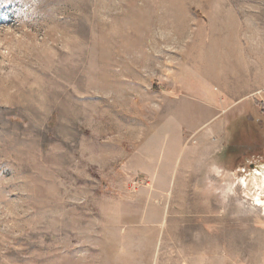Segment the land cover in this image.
Instances as JSON below:
<instances>
[{"label":"rangeland","instance_id":"1","mask_svg":"<svg viewBox=\"0 0 264 264\" xmlns=\"http://www.w3.org/2000/svg\"><path fill=\"white\" fill-rule=\"evenodd\" d=\"M260 76L264 0H0V264H264Z\"/></svg>","mask_w":264,"mask_h":264},{"label":"crops","instance_id":"2","mask_svg":"<svg viewBox=\"0 0 264 264\" xmlns=\"http://www.w3.org/2000/svg\"><path fill=\"white\" fill-rule=\"evenodd\" d=\"M243 85L264 86V76L263 77L260 76V77H255V78H249L247 83L245 81L240 82V83H236V87L234 88V92L239 93L241 91V88ZM238 101H240V100H235L234 102H238ZM181 111H183V110H181ZM183 112L186 114L185 121L186 120L188 121V119H189L190 121L193 122L194 118L188 112H186V111H183ZM187 121L185 123H187Z\"/></svg>","mask_w":264,"mask_h":264},{"label":"bare ground","instance_id":"3","mask_svg":"<svg viewBox=\"0 0 264 264\" xmlns=\"http://www.w3.org/2000/svg\"><path fill=\"white\" fill-rule=\"evenodd\" d=\"M255 174H259V173H255ZM254 174V175H255ZM259 189L264 188V173L260 174V183H258L256 185Z\"/></svg>","mask_w":264,"mask_h":264},{"label":"built area","instance_id":"4","mask_svg":"<svg viewBox=\"0 0 264 264\" xmlns=\"http://www.w3.org/2000/svg\"><path fill=\"white\" fill-rule=\"evenodd\" d=\"M261 110H262V112H263V114H264V103L262 102V104H261Z\"/></svg>","mask_w":264,"mask_h":264},{"label":"trees","instance_id":"5","mask_svg":"<svg viewBox=\"0 0 264 264\" xmlns=\"http://www.w3.org/2000/svg\"><path fill=\"white\" fill-rule=\"evenodd\" d=\"M232 145V144H231Z\"/></svg>","mask_w":264,"mask_h":264}]
</instances>
